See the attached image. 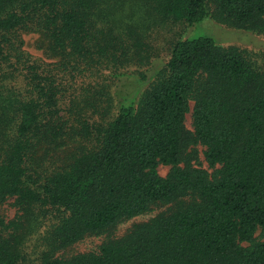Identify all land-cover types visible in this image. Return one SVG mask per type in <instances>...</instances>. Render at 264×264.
<instances>
[{"label":"trees","instance_id":"trees-1","mask_svg":"<svg viewBox=\"0 0 264 264\" xmlns=\"http://www.w3.org/2000/svg\"><path fill=\"white\" fill-rule=\"evenodd\" d=\"M128 1L192 30L213 3L230 25L264 31V0H102L105 28L93 0H0V205L18 207L0 220V264H26L32 235L33 264H264V68L212 36L186 37L134 90L102 84L65 100L63 74L82 82L86 70H112L123 82L119 70L149 62ZM31 33L57 60L48 72L24 49ZM125 39L132 48L121 52ZM198 145L213 172L193 164ZM164 204L150 222L111 234ZM106 233L99 251L57 255Z\"/></svg>","mask_w":264,"mask_h":264},{"label":"rangeland","instance_id":"rangeland-1","mask_svg":"<svg viewBox=\"0 0 264 264\" xmlns=\"http://www.w3.org/2000/svg\"><path fill=\"white\" fill-rule=\"evenodd\" d=\"M113 4H121L122 1L127 0H112ZM95 11L94 20L97 22L99 28H105L104 23L108 22L112 18L109 10L101 13L99 9L106 10L108 6L102 3V0H93ZM126 4L127 14L132 19L138 20V26L136 27V32L142 37L144 43L147 45V51L150 55V60L147 64H136L129 65L118 71L119 73L124 72L126 75L121 77L123 82H116L114 79V74L112 70H107L104 72L100 71H90L86 70L83 81L80 79H73L68 76L60 79L59 83L61 87L63 86V93H66L65 100L68 102L73 100V97L79 96L88 90V92L94 93V90L100 88L102 84H109L112 88L113 94L118 90L127 89L128 91L134 90L135 81L139 84L138 80L142 79L143 75H146L148 70L154 66L160 68L170 58L171 48L174 42L179 39H184L186 37H197L200 35H209L215 38L222 47L226 49H235L239 51L242 55L251 61L257 68H264V31H256L252 29L238 28L230 25L226 22L217 11L213 3L210 4L211 17L205 19L201 25L195 27L194 30L186 24L185 21H174L173 19H164L157 17L151 9L152 17L148 14L147 8L142 3H133L128 1ZM109 5H112L108 1ZM131 21V19H130ZM203 25H206L203 27ZM40 36L35 33L25 34V46L24 49L32 56L33 59L38 60L44 67L45 71L48 72L50 68H53L57 63L54 58H49L45 49L39 48L38 40ZM131 41L125 39L122 42L121 52H126L128 49L132 48ZM55 70V69H54ZM93 72V73H92ZM85 88V89H84ZM84 90V91H83ZM191 112L187 115L186 125L190 130H193L192 125V110L195 104V99H191ZM205 147L202 145L192 146L190 151L194 154L193 164L197 167L209 170L213 172L214 170L210 168L205 161L204 157ZM170 166L160 165L159 173L162 176L168 175L170 172ZM169 208L168 204L164 205H154L150 211L145 214L136 216L131 219H127L119 223L111 234L115 237H121L128 233L134 225L143 222H150L155 216L166 211ZM18 213V207L15 205V198L9 199L4 204L0 205V220L8 223L11 219L15 218ZM0 229L2 227L0 226ZM106 234H92L83 238L81 241L75 243L71 247L59 252L58 256L71 257L79 253L99 251V248L106 237ZM257 240H264V229L260 228L256 233ZM37 235H32L28 238L25 249L23 250V255L26 257V264H33L37 257L39 256L40 249L38 245ZM244 246L251 248L253 244L244 243Z\"/></svg>","mask_w":264,"mask_h":264}]
</instances>
